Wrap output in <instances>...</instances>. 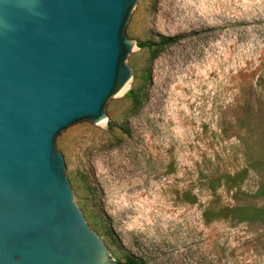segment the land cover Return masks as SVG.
Masks as SVG:
<instances>
[{"label": "rangeland", "instance_id": "rangeland-1", "mask_svg": "<svg viewBox=\"0 0 264 264\" xmlns=\"http://www.w3.org/2000/svg\"><path fill=\"white\" fill-rule=\"evenodd\" d=\"M124 34L129 81L54 139L109 258L264 264V0H138Z\"/></svg>", "mask_w": 264, "mask_h": 264}, {"label": "water", "instance_id": "water-1", "mask_svg": "<svg viewBox=\"0 0 264 264\" xmlns=\"http://www.w3.org/2000/svg\"><path fill=\"white\" fill-rule=\"evenodd\" d=\"M138 0H0V264H116L54 139L129 81Z\"/></svg>", "mask_w": 264, "mask_h": 264}, {"label": "trees", "instance_id": "trees-1", "mask_svg": "<svg viewBox=\"0 0 264 264\" xmlns=\"http://www.w3.org/2000/svg\"><path fill=\"white\" fill-rule=\"evenodd\" d=\"M138 48H144L148 47L149 43L147 42H138L137 44ZM131 94V93H130ZM257 118V127L262 132V138L264 139V111H261L258 109L256 111V115H254ZM264 181L260 182L257 186V191L255 192V197L264 196V185L262 184ZM242 212V216L238 219L240 222L246 225H253V224H259L261 226H264V208L247 205L240 209ZM116 264H140L136 261L135 258L129 257L126 258L123 262H117Z\"/></svg>", "mask_w": 264, "mask_h": 264}, {"label": "bare ground", "instance_id": "bare-ground-1", "mask_svg": "<svg viewBox=\"0 0 264 264\" xmlns=\"http://www.w3.org/2000/svg\"><path fill=\"white\" fill-rule=\"evenodd\" d=\"M121 93V92H120Z\"/></svg>", "mask_w": 264, "mask_h": 264}]
</instances>
